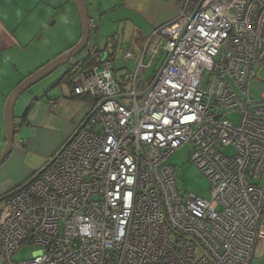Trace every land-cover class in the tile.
Here are the masks:
<instances>
[{
    "label": "built area",
    "instance_id": "1",
    "mask_svg": "<svg viewBox=\"0 0 264 264\" xmlns=\"http://www.w3.org/2000/svg\"><path fill=\"white\" fill-rule=\"evenodd\" d=\"M167 1L176 15L144 37L139 58L121 53L134 60L129 93L95 45L69 65L73 92L95 100L91 116L1 205L0 264H250L264 253V88L250 92L264 68V0ZM163 52L142 97L144 58ZM183 144L208 198L176 188L168 158ZM23 243L39 249L13 260Z\"/></svg>",
    "mask_w": 264,
    "mask_h": 264
},
{
    "label": "rangeland",
    "instance_id": "2",
    "mask_svg": "<svg viewBox=\"0 0 264 264\" xmlns=\"http://www.w3.org/2000/svg\"><path fill=\"white\" fill-rule=\"evenodd\" d=\"M89 18L94 21L96 27L90 28V38L85 49L77 56L70 59L68 64H73L85 56L90 47L95 45L98 49H105L106 54H109L110 60L114 66V77L122 86L123 94L130 91L129 84L122 82V74L128 66H132L134 60H124L121 53L124 49H130L133 52L134 58H139L142 48V41L140 39L142 34L148 32L145 23L132 11L127 10L121 0H84ZM77 13V12H76ZM77 15V14H76ZM58 20L53 25L46 22L45 26L39 32V40L28 47V57L31 62H28L27 68L35 66L36 64L46 63L47 60L55 58L57 52L67 47L73 41L78 32L77 16L72 18L70 12L61 11L58 14ZM45 22V21H44ZM167 56L166 52L159 54L155 60H152L151 65H147L149 58H144L145 66L142 67L138 73L137 92L147 88ZM68 64H62L55 69L51 74L28 88L16 100L14 105L15 121L18 124L22 121V115L27 106L34 97L41 92L40 90L47 88L62 90H70L69 76L65 73ZM264 88V68L257 73V77L251 81L250 92L254 99H259L260 94ZM231 120L235 123L238 120L239 113H232L229 115ZM15 141L18 139L24 140V146L21 153V161H11L7 157L3 165H7L8 177L13 179L18 175L22 177L19 184H24L34 172L41 169L49 160L50 157L46 155V149H36V145L29 143L32 135L27 133V128L22 129L15 135ZM53 141L54 136L52 137ZM4 147V143L0 153ZM223 152L227 155L233 154L234 148L232 145L221 147ZM189 145L183 144L179 146L168 158L169 164L173 168L175 185L180 194L188 196L193 194L198 197L208 198L209 181L191 162L189 158ZM9 159V160H8ZM33 173V174H34ZM261 185L264 186V172L261 179ZM4 201L0 202V207ZM39 248L35 245L23 243L14 253L12 259L15 261H22L31 258L33 252Z\"/></svg>",
    "mask_w": 264,
    "mask_h": 264
},
{
    "label": "crops",
    "instance_id": "3",
    "mask_svg": "<svg viewBox=\"0 0 264 264\" xmlns=\"http://www.w3.org/2000/svg\"><path fill=\"white\" fill-rule=\"evenodd\" d=\"M121 3L145 23L148 32L142 34L140 39H144L154 27L176 15V7L167 0H121ZM61 11L70 12L72 18L77 16L78 32L73 36L72 43L57 52L56 56L74 45L80 36V23L71 0H0V150L5 139L4 106L7 96L22 79L50 61L39 66L33 65L28 70V62L33 61L28 57V47L39 40L37 30L43 28L46 22L54 25ZM99 51L101 57L110 59L105 49ZM65 73L71 84L69 64ZM53 88L40 90L26 117H22L18 124L15 121V135L22 127H26L27 133L32 135L28 139L29 143H34L36 149L44 147L50 158L87 118L95 104V100L89 95H76L72 85L69 91L60 92ZM53 136L55 141L52 140ZM15 143L14 138L13 149L8 156L10 163L15 159L21 161L25 145L18 146ZM8 168L7 165H0V195L20 186L19 183L23 180L19 175L13 179L7 178ZM250 264H264V253L255 255Z\"/></svg>",
    "mask_w": 264,
    "mask_h": 264
},
{
    "label": "water",
    "instance_id": "4",
    "mask_svg": "<svg viewBox=\"0 0 264 264\" xmlns=\"http://www.w3.org/2000/svg\"><path fill=\"white\" fill-rule=\"evenodd\" d=\"M72 4L75 7V10L78 15L79 23H80V36L74 45L70 48L48 61L46 64L35 70L33 73L22 79L9 93L5 100L4 106V128H5V139H4V147L0 153V165L6 160L9 156L10 152L13 149L14 138H15V116H14V105L17 98L28 88L48 76L52 71L58 68L60 65L67 63L71 58L80 54L85 47L87 46L90 38V28H89V15L87 11V7L84 0H71ZM160 73V71H159ZM158 73V74H159ZM151 85L148 86L145 90L140 92L142 97H145L150 89ZM116 100H120V97H115ZM91 114L87 116V118L81 123V125L70 135V137L63 143L60 150H62L76 135L78 130H80L86 124L87 120L90 118ZM53 159L49 160L41 169H39L36 173L32 174L31 177L22 185L16 187L15 189L3 193L0 195V202L5 198L11 196L17 191L24 188L27 184L33 181L36 177H38L51 163Z\"/></svg>",
    "mask_w": 264,
    "mask_h": 264
},
{
    "label": "trees",
    "instance_id": "5",
    "mask_svg": "<svg viewBox=\"0 0 264 264\" xmlns=\"http://www.w3.org/2000/svg\"><path fill=\"white\" fill-rule=\"evenodd\" d=\"M97 61H98V60H96V57H95V56H94V57H88V58H85V59H84L83 65H84V66H87V65H90V64L96 63ZM34 100H35V99H33V100L30 102V104L28 105V107L26 108V110H25V112H24V114H23V116H22L23 118L26 117L27 112L29 111V109H30L31 106L33 105Z\"/></svg>",
    "mask_w": 264,
    "mask_h": 264
},
{
    "label": "flooded vegetation",
    "instance_id": "6",
    "mask_svg": "<svg viewBox=\"0 0 264 264\" xmlns=\"http://www.w3.org/2000/svg\"><path fill=\"white\" fill-rule=\"evenodd\" d=\"M8 198V197H7ZM7 198H5L3 201H5Z\"/></svg>",
    "mask_w": 264,
    "mask_h": 264
}]
</instances>
